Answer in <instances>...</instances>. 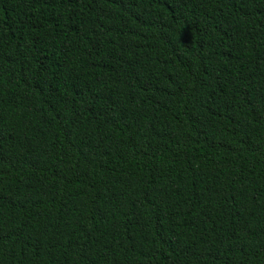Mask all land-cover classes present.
<instances>
[{"label":"trees","instance_id":"1","mask_svg":"<svg viewBox=\"0 0 264 264\" xmlns=\"http://www.w3.org/2000/svg\"><path fill=\"white\" fill-rule=\"evenodd\" d=\"M0 264H264V0H0Z\"/></svg>","mask_w":264,"mask_h":264}]
</instances>
